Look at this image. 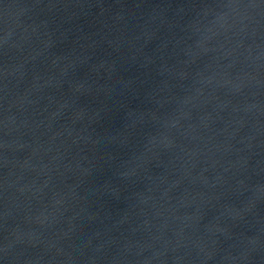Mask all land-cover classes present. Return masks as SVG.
<instances>
[{
  "label": "water",
  "instance_id": "95a60500",
  "mask_svg": "<svg viewBox=\"0 0 264 264\" xmlns=\"http://www.w3.org/2000/svg\"><path fill=\"white\" fill-rule=\"evenodd\" d=\"M0 264H264V0H0Z\"/></svg>",
  "mask_w": 264,
  "mask_h": 264
}]
</instances>
